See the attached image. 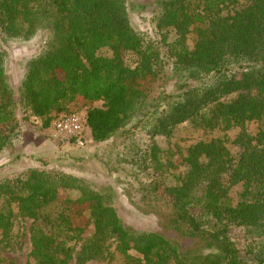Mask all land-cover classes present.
<instances>
[{
    "label": "trees",
    "instance_id": "16d2710c",
    "mask_svg": "<svg viewBox=\"0 0 264 264\" xmlns=\"http://www.w3.org/2000/svg\"><path fill=\"white\" fill-rule=\"evenodd\" d=\"M132 2L150 3L153 38L134 27ZM41 33L18 102L5 46ZM19 104L45 127L86 109L96 143L132 124L120 183L166 225L131 229L113 193L31 169L0 182V264H18L6 255L21 243V219L32 222L27 264H264V0H0V155L18 139ZM186 123L208 139L162 151L157 138ZM232 131L234 141L216 135Z\"/></svg>",
    "mask_w": 264,
    "mask_h": 264
},
{
    "label": "rangeland",
    "instance_id": "374dc122",
    "mask_svg": "<svg viewBox=\"0 0 264 264\" xmlns=\"http://www.w3.org/2000/svg\"><path fill=\"white\" fill-rule=\"evenodd\" d=\"M147 7H150V3L132 2L130 14L134 27L145 34L146 37L153 38L152 14L149 9L147 10ZM46 39V34L41 33L29 43H10L5 46L9 54L7 75L16 92L18 102L20 101V87L25 63L42 53ZM190 43L193 46L194 39ZM176 83H178L176 77L169 75L165 80V89L172 92ZM95 106L101 107L102 103H96ZM79 114L87 116L86 109ZM17 118L20 124L18 139L0 155V182L7 178H15L31 169L61 172L82 179L100 191L113 193L115 206L126 225L131 229L164 232L165 220L160 216L146 214L139 210L135 202L137 196L130 195L129 191L123 189L120 183V179L124 174L121 172L118 154L124 141V133L132 128V124L123 128L110 140L96 143L93 141L89 130L80 138H67L61 135L55 127L57 119L53 120L50 127H45L41 120L31 116L30 112H26L20 104L17 108ZM259 127L258 124H252L249 129L252 133H256ZM216 135L224 138L228 137V139L234 141L237 131L217 132ZM207 137L203 132L197 131L191 124L186 123L176 129L172 138L158 137L157 145L162 151L179 146L184 153L185 149L191 144L201 139H208ZM229 147L236 154L237 150L233 144H229ZM184 170V167L179 166V169L172 173L173 175L169 177L167 182L174 184L175 179L173 176H178ZM240 192V187L233 190L235 200L238 199ZM61 196L75 199L80 194L77 191H64ZM31 225L30 220L21 219L18 222L16 231L22 235L21 243L16 253L6 255L7 258L15 260L18 264H27L29 261L32 251ZM93 233L94 228L92 227L86 232L84 238L92 236ZM170 237L183 248L191 245L189 240L179 236L170 235ZM89 264L108 263L91 262Z\"/></svg>",
    "mask_w": 264,
    "mask_h": 264
},
{
    "label": "built area",
    "instance_id": "2783aa9c",
    "mask_svg": "<svg viewBox=\"0 0 264 264\" xmlns=\"http://www.w3.org/2000/svg\"><path fill=\"white\" fill-rule=\"evenodd\" d=\"M55 127L61 135L67 138H80L89 130L86 116L83 114L64 116L55 122Z\"/></svg>",
    "mask_w": 264,
    "mask_h": 264
}]
</instances>
